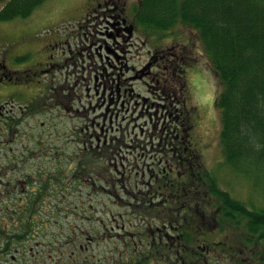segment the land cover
<instances>
[{
    "label": "rangeland",
    "instance_id": "374dc122",
    "mask_svg": "<svg viewBox=\"0 0 264 264\" xmlns=\"http://www.w3.org/2000/svg\"><path fill=\"white\" fill-rule=\"evenodd\" d=\"M8 1L0 0V10ZM109 1L111 0H99L103 5V11L94 15L90 13L92 17L86 23L80 21L87 17L92 8V0H47L26 19L15 18L12 21L0 22V59L7 54V63L10 64L11 69L18 70L34 66L32 69L38 73L33 82L29 80L26 85L22 84V88L0 87V98L7 97L9 91L14 93V90L23 96L12 102L14 110L11 111L12 114L10 113L16 122H19L18 119L21 117L23 120H20V124L15 123V127L10 130L14 132L9 142L6 140L5 143H0L3 150L0 154L5 152L15 154L19 158L30 157L29 165H27L30 168L45 164V173L49 174L52 191H54L53 201L62 196L63 190L60 186L64 181L66 203L60 202L61 204L55 205L56 208H53L55 216L50 211L55 220L50 219L51 221L46 222L47 217L44 219L40 217V229L39 231L36 229L34 233L36 238L26 241V244L33 246L31 254L26 255L28 264H54V262L55 264H102L103 261L110 264L109 262L115 256L130 257L132 255L125 252L129 251L125 241L127 234L122 232V234L118 233L120 237L98 240L97 216L100 219L104 217L105 220H109L111 213H114L116 220H120L117 227L120 231L124 222L127 223V227L130 225L131 231H128L131 233L142 231L144 226V221L138 217L139 214L132 207L128 208V202L132 201L129 196L120 193L117 199H107L103 195L94 194L88 184L89 178L81 183L71 182L67 178L72 171L75 154L79 156L82 154H78L79 151H85V146L88 147L89 144L88 135L93 133L92 130L89 131L90 128H86V124L90 125L93 121L94 124L98 122L100 126L103 125L102 119H99L97 115L104 110H100L101 106L98 107L100 102H96V98L93 99V82L92 80H90L92 83L89 82L87 61L82 59L86 54L85 48L90 44L85 37L90 39L97 37L95 41L101 42L98 37H104L101 33L109 31L108 28H104L108 26V22L102 16L104 10L105 15H108V7L104 4ZM113 1L119 10L125 11V15L133 19L130 11H132L133 3L138 0ZM154 33L149 34L136 27L130 43L132 49L127 47L131 50L130 54L127 52L121 55L126 58L132 57L133 62L130 64L129 61L128 65H133L136 71L146 63L147 50H151L152 53L157 50L161 55L168 54L167 57L169 54H176L181 57L183 63H189V67L186 65L184 67L188 69L186 78L190 99L200 111L196 131H199L201 135L199 149L203 163H206V167L214 173L220 188L241 200L248 208H251L250 205L264 207V183L260 181V183H254L250 180L252 177L246 180L234 172H229V169L220 162L222 158L219 141L220 119L218 112L214 109L216 76L207 64L198 35L182 24H177V27L170 30L168 34L164 33L165 35L158 31ZM49 43L51 49L46 46ZM50 53H52L51 65L47 57ZM149 70L155 71L150 68ZM129 76L131 74L125 77ZM144 79L132 81L133 88L139 95L148 94V90L147 92L145 90L146 86L143 85L144 81L148 82V79ZM47 86L48 91L45 94ZM87 88H89L90 96L86 93ZM44 94L45 103L41 106L39 114L29 117L20 115L21 109L24 108V104L20 102L25 101L24 97L32 98L37 104L44 101ZM19 105H22V108ZM138 111L139 108L135 116L138 115ZM93 116L96 117L95 120ZM136 123L140 126L145 124L142 118H139ZM133 124L132 122L131 126L119 127L114 122L109 124L106 120L107 128L112 129L108 133L110 137L126 142L142 139L139 130L132 128ZM143 129H146L145 126ZM3 133H6V130L0 129V139L3 138ZM97 134L103 140L104 135L101 134L99 127H97ZM103 164L107 167L108 162ZM19 168L22 167L19 166ZM40 209L46 210L44 207ZM120 216L123 218L120 219ZM86 217L88 218L85 219ZM41 221L46 222V226ZM90 237L94 239L89 240ZM132 238H134L133 235ZM132 242L134 243L133 240ZM115 245L121 251L119 254L115 250ZM135 247L137 250L136 245ZM3 262H9V260ZM15 262L19 264V259Z\"/></svg>",
    "mask_w": 264,
    "mask_h": 264
},
{
    "label": "flooded vegetation",
    "instance_id": "af4514ba",
    "mask_svg": "<svg viewBox=\"0 0 264 264\" xmlns=\"http://www.w3.org/2000/svg\"><path fill=\"white\" fill-rule=\"evenodd\" d=\"M110 4L111 6H109ZM104 6L108 7V15H105V10L102 13V16L108 22V26L104 28H108L109 31L101 33V35L104 34L105 38L98 37L101 42L95 41L97 37L93 39L85 37L90 44L85 48V56L82 52L84 56L82 60L87 61L89 82H93V99L96 98V102H100L98 107L101 106L100 110H104V112L97 115L99 119H102V126L98 122L94 124L93 121L90 125L86 124V128H90L89 131L92 130L93 133L88 135L89 144L88 147L85 146L84 150L91 151V157H95L97 153H100L107 159L104 162H108L110 184L106 183L107 178L100 179L97 177L103 185L93 184L90 187L95 195H103L107 199H117L120 193L129 196L132 201L128 202V208L132 207L137 213V207L145 204V202L151 208L154 207L156 211L153 216L149 217L139 215L138 217L144 221V226H142V231H135L134 233L130 232V225L128 224L127 227L126 222L123 223L121 231L117 230L120 220H116L114 213H111L109 220H105L104 217L100 219L97 216L99 221L98 240L107 237H120L121 235L118 233L126 232L125 241L129 251L125 252L132 255L130 257L127 255L115 256L109 262L110 264H174V261L175 263L178 262L177 257L180 256L179 254H184V251L182 249L170 250L171 241L176 238L180 239L181 234L177 227L173 228L174 224H178L179 218L177 221L172 222L171 227H168L171 223L168 221L167 211L169 208L172 210L178 208L182 185L175 187L174 184L167 183L166 179H180L181 176L185 178L186 174L184 173L190 171L188 167L191 165L192 158L190 156L193 154L187 152L193 150L194 147L200 152L201 135L199 131H196L200 111L190 99L187 78L185 76H183L184 80L180 78V74L178 75L179 64L173 63L174 60H170V57L159 54L157 50L154 54L151 50H147L145 54L147 60L140 71H136L133 65H128L129 61L132 64V57L126 58L121 54H127V52L130 54V49H132L131 40L124 33L125 26H128L130 22L124 16L125 11L119 10L113 0L104 4ZM96 7V12L101 13L103 11L101 2L98 1ZM46 46L51 49L50 43ZM43 47L45 46L43 45ZM44 51L46 52V49ZM47 57L50 62L49 65H51L52 53ZM0 60V87L3 86L4 89H11L13 86L22 88V84L26 85L29 80L33 82L38 76L37 71L32 69L34 66L18 70L11 69L10 64L7 63V54L1 57ZM149 68L155 69V71H150ZM128 74H131V76L125 77ZM137 77H140L141 80L144 77L148 79V82L144 81L143 84L146 86V92L148 90L151 94V101L148 104L142 105L143 102L137 99L139 94L134 90L132 82L136 81ZM16 92L17 90H14V93L9 91L7 97L0 98V129L6 130V133H3L2 140L0 139V143H5L6 140L9 142L13 135L12 132H14V130L11 132L10 130L15 127V123L20 124V120L23 118L21 117V119H18L19 122H16L12 117L13 115L11 116V111L14 110L12 102L23 97ZM86 93L90 96L89 88H87ZM159 95L164 96L167 101V118L169 121L167 124L166 122L163 123L162 126H159L158 116L164 115L166 103L159 99ZM24 100V102H21V104H24V108L21 109L20 115L24 114V116L29 117L30 115L39 114L43 101L36 104L34 100H30L27 96L24 97ZM153 101H156V105H153ZM130 103H134L131 109ZM19 107L22 108V105H19ZM137 107H139L138 116L146 115L147 122L150 123L149 140H130L126 142L122 139L117 141L116 137H110L108 133L112 129L107 128L106 120L109 124L114 122L119 127H127L131 124L129 120L134 117ZM151 107H153L152 111H150ZM94 118L96 119L93 116ZM182 119L187 123L189 122L188 128L182 123ZM179 122H181V125L177 126L176 123ZM136 126L137 124H134L132 128L135 129ZM97 127L104 135L103 140L97 134ZM183 144H185V148ZM0 151H3L1 146ZM82 152L79 151L78 154ZM11 154L5 152L0 154V225L3 226L6 232L3 236H0V264H14L11 260L15 259H19V264H28L26 261L28 256L26 255L31 254L33 246L28 248L26 241L22 246L23 248L17 244L7 246V235L10 232L23 231L24 226L21 224L27 223V221H32L35 232L36 229L38 231L40 229V217L43 219L47 217L46 222L51 221L50 219L55 220L53 208H56V204L66 203L64 181L61 182L62 186H60L63 190L62 196L53 201L54 191H52L51 181L49 180L50 176L45 173V164L30 168L27 167L30 157L22 156L19 158L17 155ZM198 154L201 163H203L201 152ZM42 159L46 160V158ZM203 164V169L210 172L206 167V163ZM19 166L22 168L20 169ZM181 171L184 172L183 175L180 174ZM88 195L92 194L88 193ZM175 195H179V197L176 198ZM42 207L46 208L47 211L41 210ZM50 211L53 212L54 216L50 214ZM122 218L120 216V219ZM46 222L41 221L44 226H46ZM34 232L31 233V240L36 238ZM132 235L134 238H132ZM93 239V237L89 238V240ZM215 248L209 256L213 263L208 264H264V250L261 246L258 248H253L252 245L245 246V251L240 250L239 253L236 250L231 251L229 261L224 260L221 256L220 251L224 248L220 246ZM115 250L118 254L121 252L118 250L117 245H115ZM242 255L246 258H241ZM49 257L52 259L51 256ZM7 259L9 262L4 263L3 261H7ZM43 261L45 262V259ZM102 264L108 263L103 261Z\"/></svg>",
    "mask_w": 264,
    "mask_h": 264
},
{
    "label": "trees",
    "instance_id": "16d2710c",
    "mask_svg": "<svg viewBox=\"0 0 264 264\" xmlns=\"http://www.w3.org/2000/svg\"><path fill=\"white\" fill-rule=\"evenodd\" d=\"M46 1L9 0L0 10V22L26 19ZM96 11L92 7L90 16L80 22L90 21V13L96 14ZM130 15L133 26L149 34L155 31L164 34L177 24L196 32L207 64L216 76L214 108L220 119L221 164L246 180L252 177V182L264 183V0H138L133 3ZM169 57L179 64L178 75L184 80V66L189 63L181 62L176 54ZM182 123L188 128L189 122L182 119ZM176 124L180 126L181 122ZM90 152L85 150L75 155L67 178L78 183L89 178L88 184L97 186L103 185L99 178H107L106 183L110 184L109 167L103 164L107 159L100 153L91 157ZM187 153H193L190 171L180 172L186 177L166 179L175 187L182 185L178 208L167 211L171 223L168 227L179 218L173 228L177 227L181 234L180 239L171 241L170 250L182 249L185 254L180 252L174 264L213 263L209 256L216 246L224 248L221 254L227 261L231 259V251L239 253L245 246H261L264 250V209L257 210L253 205L248 208L220 188L211 171L203 169L196 147ZM95 177H99L97 181ZM140 207H137L138 213L143 217L153 216L156 211L147 202ZM31 222L21 224L23 231L8 233L7 246L22 247L25 241L31 240L35 229ZM4 233L0 225V236ZM225 237L232 241L222 242ZM218 240L222 243H217ZM16 260L11 261L15 264Z\"/></svg>",
    "mask_w": 264,
    "mask_h": 264
},
{
    "label": "water",
    "instance_id": "95a60500",
    "mask_svg": "<svg viewBox=\"0 0 264 264\" xmlns=\"http://www.w3.org/2000/svg\"><path fill=\"white\" fill-rule=\"evenodd\" d=\"M132 29H133L132 27L128 28L127 32L131 33Z\"/></svg>",
    "mask_w": 264,
    "mask_h": 264
},
{
    "label": "bare ground",
    "instance_id": "6f19581e",
    "mask_svg": "<svg viewBox=\"0 0 264 264\" xmlns=\"http://www.w3.org/2000/svg\"><path fill=\"white\" fill-rule=\"evenodd\" d=\"M119 5V4H118ZM117 7V6H116ZM121 7V6H120ZM117 12V11H116ZM122 13V12H121ZM123 14V13H122ZM123 17V15H121ZM124 18V17H123ZM125 19V18H124ZM128 20V19H127ZM129 22V21H128ZM136 30V29H135ZM196 34V33H195ZM60 152V151H59ZM76 238V237H75ZM202 244V243H201ZM204 244V243H203ZM78 247V246H77Z\"/></svg>",
    "mask_w": 264,
    "mask_h": 264
}]
</instances>
